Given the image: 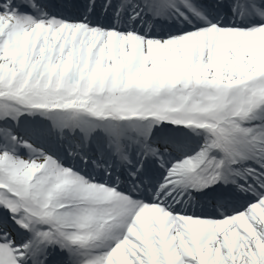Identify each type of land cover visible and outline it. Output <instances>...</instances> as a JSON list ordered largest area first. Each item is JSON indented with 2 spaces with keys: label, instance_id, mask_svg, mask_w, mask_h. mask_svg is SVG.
I'll return each mask as SVG.
<instances>
[{
  "label": "snow or ice",
  "instance_id": "snow-or-ice-1",
  "mask_svg": "<svg viewBox=\"0 0 264 264\" xmlns=\"http://www.w3.org/2000/svg\"><path fill=\"white\" fill-rule=\"evenodd\" d=\"M0 264H264V0H0Z\"/></svg>",
  "mask_w": 264,
  "mask_h": 264
}]
</instances>
